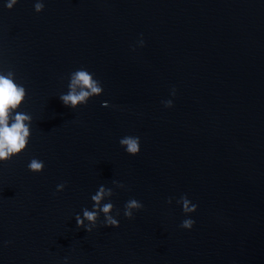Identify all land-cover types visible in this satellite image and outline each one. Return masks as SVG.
Here are the masks:
<instances>
[{"label":"water","instance_id":"obj_1","mask_svg":"<svg viewBox=\"0 0 264 264\" xmlns=\"http://www.w3.org/2000/svg\"><path fill=\"white\" fill-rule=\"evenodd\" d=\"M36 2L0 0V72L32 118L0 163V264H264V0ZM81 68L103 92L66 107ZM101 187L119 227L97 208L90 233Z\"/></svg>","mask_w":264,"mask_h":264},{"label":"clouds","instance_id":"obj_2","mask_svg":"<svg viewBox=\"0 0 264 264\" xmlns=\"http://www.w3.org/2000/svg\"><path fill=\"white\" fill-rule=\"evenodd\" d=\"M17 3V0H7L6 7L11 10ZM44 4L42 0H37L34 5L36 13L42 12ZM143 46V41H141ZM103 92V88L99 81L94 79L93 75L87 70L81 68L71 74L69 83V91L67 94H62L59 98L63 104L75 108L78 104H87L89 97L97 96ZM26 90L23 85L15 82V74L9 70L7 73L0 72V163H7L14 157L21 155L30 139V126L32 118L30 115L18 111L26 98ZM167 106L171 107V101H167ZM121 147L126 149V152L131 156H136L140 152V141L138 137L126 136L119 141ZM28 169L34 174L41 173L44 169L43 161L33 158ZM123 187V185H119ZM65 185H57V192L64 190ZM113 195L112 190L107 191L101 187L95 195L91 197L93 210L83 209V216L76 215V225L78 228L83 227L85 231L92 232L97 226L98 212L97 208L104 214V226L118 228L119 222L110 213L113 210L112 203H105L100 207V202L105 195ZM171 203V200H169ZM183 206L184 213L196 211V206H189V200L186 197H181L180 201ZM142 204L137 200L131 199L125 204L124 216L127 219L133 218V209L140 210ZM119 215V213H117ZM85 220L89 223L86 225ZM194 221L185 219L181 227L191 229Z\"/></svg>","mask_w":264,"mask_h":264}]
</instances>
